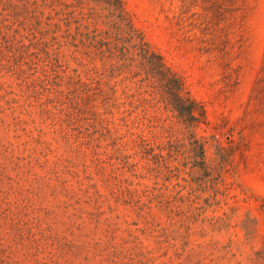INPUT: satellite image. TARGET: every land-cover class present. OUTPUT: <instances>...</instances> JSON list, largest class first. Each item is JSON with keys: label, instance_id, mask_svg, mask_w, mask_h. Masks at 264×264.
<instances>
[{"label": "rangeland", "instance_id": "obj_1", "mask_svg": "<svg viewBox=\"0 0 264 264\" xmlns=\"http://www.w3.org/2000/svg\"><path fill=\"white\" fill-rule=\"evenodd\" d=\"M121 3L204 115L113 68L94 1L0 0V264H264V0Z\"/></svg>", "mask_w": 264, "mask_h": 264}, {"label": "trees", "instance_id": "obj_2", "mask_svg": "<svg viewBox=\"0 0 264 264\" xmlns=\"http://www.w3.org/2000/svg\"><path fill=\"white\" fill-rule=\"evenodd\" d=\"M92 1L105 13L100 17L103 16L111 29L110 33L114 35L113 41L103 44L106 46L108 58L115 62L113 68L120 73L129 71V74L134 69L131 78L135 79V83L139 84V87L148 84L146 86L152 88L151 94L157 95L161 100L158 102L165 108L182 111L180 116L183 121L189 122L188 127L203 117V110L194 101L180 95L181 81L143 41L124 11L121 0Z\"/></svg>", "mask_w": 264, "mask_h": 264}]
</instances>
